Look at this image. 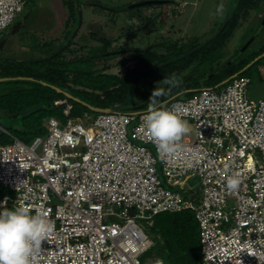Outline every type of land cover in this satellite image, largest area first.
<instances>
[{"label":"built area","instance_id":"1","mask_svg":"<svg viewBox=\"0 0 264 264\" xmlns=\"http://www.w3.org/2000/svg\"><path fill=\"white\" fill-rule=\"evenodd\" d=\"M27 1L0 0V32ZM251 83L239 76L169 102L193 135L174 155L157 151L141 126L145 112L51 117L45 136L2 145L0 185L12 192L3 208L35 205L54 222L35 264H170L143 261L155 242L136 219L151 226L161 213L187 209L200 226L203 264H264V98H249ZM233 174L240 184L229 191ZM195 176L193 195L184 186Z\"/></svg>","mask_w":264,"mask_h":264},{"label":"trees","instance_id":"2","mask_svg":"<svg viewBox=\"0 0 264 264\" xmlns=\"http://www.w3.org/2000/svg\"><path fill=\"white\" fill-rule=\"evenodd\" d=\"M31 2L32 0H28L25 7ZM160 3L163 2L143 0L131 7L114 8L113 12L130 8H138L140 11L141 7H156ZM262 3L264 0H236L225 29L218 36H215L216 32L203 41L169 39L145 49L124 50L120 47L111 51L110 39L93 34L101 44L89 47L87 53L80 54L73 46L78 45L77 38L84 23L81 7L99 6L108 9L94 1L63 0L68 15L63 39L44 43L35 39L31 50L34 55L30 59L18 61L0 58V79H33L0 83L8 86L7 90L0 93V117L10 119L18 125H10L0 131V145L12 143L13 137L31 143L32 139L45 136L47 129L44 123L48 118L66 121L68 118L78 119L87 112H93L82 102L102 109H112L122 104L125 112H146L151 102L150 97L155 101L154 107H166L171 101L191 98L203 89L223 87L236 77L246 75L252 78V71L261 65V59H256L264 53V45L256 52H250L248 48L230 65L227 64L240 50L227 60H224V52L234 31L240 26V21L247 19L250 12ZM223 23L224 21L220 28ZM211 38L213 39L201 50L179 59ZM2 46L3 40L0 41V48ZM85 47L81 46L80 49L86 50ZM127 52L133 53L134 64L128 66L123 74L95 68L96 61L113 59ZM163 64L162 68L152 71ZM164 78L173 79V83L164 84ZM42 82L56 86L82 102L46 87ZM135 89L137 101L133 97ZM60 101L66 103L56 104ZM68 105L71 110L66 117L64 111ZM6 195V189L0 185V199ZM150 228L149 235L155 245L142 259L150 254L170 264H203L200 226L193 211L187 209L177 213H161L154 217Z\"/></svg>","mask_w":264,"mask_h":264},{"label":"rangeland","instance_id":"3","mask_svg":"<svg viewBox=\"0 0 264 264\" xmlns=\"http://www.w3.org/2000/svg\"><path fill=\"white\" fill-rule=\"evenodd\" d=\"M89 1L104 5L108 10L99 6L81 7L84 23L77 38L78 45L73 46L77 51L79 50L80 54L87 53L89 47L101 44L92 36L93 34L110 39L112 41L111 51L120 47H123L124 50L145 49L169 39L185 42L191 39L203 41L218 32L221 22L224 21L232 5V0H157L163 3L157 4L156 7H141L140 11L138 8H130L125 11L113 12L114 8L131 7L143 0ZM67 18V9L63 5V0H32L14 22L5 31L0 32V41L3 40L0 58L18 61L32 58L34 54L31 50L35 39L41 43L53 39H63L67 30L65 24ZM263 19L264 3L252 10L247 19L240 21V26L234 31V35L225 49L224 60L233 57L237 50H241L254 37L253 44L249 46L250 52H256L264 45ZM81 46H86V50L80 49ZM36 55L40 57L37 53ZM132 57L133 53L127 52L113 59L99 60L96 61L95 68L106 69L105 71L108 73L123 74L128 66L134 64ZM260 59L261 65L252 71V78L250 77L252 83L248 88L249 98L254 101L264 98V53ZM7 88L8 86L0 85V93ZM136 92L135 89L133 97L137 101ZM86 115L89 122H92L97 116L93 112H87ZM10 125L18 126L10 119L0 117V131H4L3 128ZM188 136L193 137L192 133H189ZM34 140L35 138L32 139V141ZM159 177L163 185L170 188L162 165H160ZM199 182V177H192L184 188L189 194L194 195L199 191ZM6 191L7 194H12L8 189ZM116 211L118 210L116 209ZM136 222L141 229L150 234L151 228L147 220L136 219ZM158 260H160L158 257H153L150 254L143 259L144 262Z\"/></svg>","mask_w":264,"mask_h":264},{"label":"clouds","instance_id":"4","mask_svg":"<svg viewBox=\"0 0 264 264\" xmlns=\"http://www.w3.org/2000/svg\"><path fill=\"white\" fill-rule=\"evenodd\" d=\"M163 83L171 85L173 79L164 78ZM150 101L141 126L150 134L159 153L174 155L180 149L179 142L190 131L188 121L174 107H154L152 97ZM239 184V176L233 174L228 177L226 188L235 191ZM3 204L0 203V264H35L42 242L54 229V222L38 206L21 203L5 209Z\"/></svg>","mask_w":264,"mask_h":264},{"label":"water","instance_id":"5","mask_svg":"<svg viewBox=\"0 0 264 264\" xmlns=\"http://www.w3.org/2000/svg\"><path fill=\"white\" fill-rule=\"evenodd\" d=\"M235 2H236V0H232V5L230 6V9H229V11H228V14H227V16L225 17V20H224V23H223V25H222V27L220 28V30L216 33V35L215 36H218L224 29H225V27H226V25H227V22H228V20H229V17H230V13H231V10H232V8L234 7V5H235ZM262 25L264 26V19H263V22H262ZM259 32V31H258ZM257 32V33H258ZM214 36V37H215ZM213 37V38H214ZM213 38H211V39H209L208 41H206L205 43H204V45H202V46H199V47H197L196 49H194L193 51H190V52H188L187 54H185V55H183L182 57H180L179 59H182V58H185V57H187V56H190V55H192L194 52H197V51H199V50H201L205 45H207ZM254 39H255V37L254 38H252L239 52H238V54L237 55H235L232 59H231V61H229V63L227 64V65H230L234 60H236L241 54H243L248 48H249V46H251L252 44H253V42H254ZM261 58V56L260 57H258L256 60H259ZM178 60V59H177ZM164 66V64L163 65H160V66H158V67H156L155 69H152V71H154V70H156V69H159V68H162ZM212 76H214V74L213 75H210L207 79H209L210 77H212ZM15 79H19V80H33V79H31V78H3V79H0V83L1 82H6V81H8V80H15ZM42 84L44 85V86H46V87H50V88H52V89H54V90H57L58 92H63L67 97H69V98H73V99H75V100H77V101H79V102H82V101H80L79 99H77V98H75V97H73L71 94H69V93H67V92H64V91H62L61 89H59V88H57L56 86H53V85H50V84H48V83H45V82H42ZM82 103H84L86 106H88L93 112H95L96 114H102V113H116V112H120V111H123V109H124V105H118V106H116V107H114V108H112V109H102V108H96V107H93V106H91V105H89V104H87V103H85V102H82Z\"/></svg>","mask_w":264,"mask_h":264}]
</instances>
